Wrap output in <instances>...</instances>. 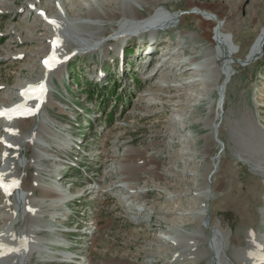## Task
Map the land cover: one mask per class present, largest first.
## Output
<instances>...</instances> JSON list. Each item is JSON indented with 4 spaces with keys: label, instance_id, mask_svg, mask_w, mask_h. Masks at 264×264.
I'll return each instance as SVG.
<instances>
[{
    "label": "rangeland",
    "instance_id": "374dc122",
    "mask_svg": "<svg viewBox=\"0 0 264 264\" xmlns=\"http://www.w3.org/2000/svg\"><path fill=\"white\" fill-rule=\"evenodd\" d=\"M112 1L0 0V110L15 102L33 107L36 100L26 99L22 89L47 83L37 112L14 104V117L0 115V181L16 182L12 195L0 189L1 238L32 231L40 239L42 251L22 264H63L45 261L54 240L70 250L64 264H264L252 262L250 253L258 241L264 246V152L256 156L258 164L246 156L264 143L248 120L256 118L264 128V44L253 62L239 60L264 25V0ZM120 3L132 17L134 10L143 18L164 11L176 21L136 35L126 29L133 21L126 16L83 14L95 9L106 15ZM126 4L133 8L126 12ZM194 12L212 19L215 45L202 37ZM53 17L59 22L49 24ZM37 26L52 27L61 42L51 43ZM155 36L152 49L142 45ZM49 42L59 58L51 71L38 51ZM124 48L129 64L123 77L115 58ZM150 49L160 58L150 62L160 68L155 74L149 66L142 70L144 50ZM223 66L233 76L220 111L215 89H221ZM214 110L218 122L210 128ZM88 113H94L93 122ZM79 145L82 155L59 180L56 169L68 166L52 165L53 158ZM24 179L59 195L55 201L34 195ZM65 190L74 201L56 202ZM5 258L0 264H10Z\"/></svg>",
    "mask_w": 264,
    "mask_h": 264
},
{
    "label": "bare ground",
    "instance_id": "6f19581e",
    "mask_svg": "<svg viewBox=\"0 0 264 264\" xmlns=\"http://www.w3.org/2000/svg\"><path fill=\"white\" fill-rule=\"evenodd\" d=\"M143 1V0H142ZM144 1H150V0H144ZM152 1H154V0H152ZM159 1V0H158ZM162 1V0H161ZM161 1H159L158 3L159 4H164V3H162ZM114 1H112V0H108V4H112ZM157 2V1H156ZM155 2V3H156ZM92 4V3H91ZM114 5V4H113ZM132 5V4H131ZM131 5H127L126 4V8H125V10H126V12L127 11H129V10H127V9H130V8H133V5H132V7H131ZM155 5V4H154ZM193 5H197L198 6V8L200 9V10H202V12H204V10L205 11H207V13L210 11L209 9V7L208 6H206L205 4H200V3H196V4H193ZM106 6V5H105ZM121 6H122V4L120 3L119 5H117V6H115V7H110L111 8V10L110 11H107L106 12V15H104V14H101L100 13V11H98V10H95V9H93V11H91V12H89V14H87V13H83L84 14V16H91V17H100V18H104L105 19V17H106V19H110V18H121L122 16H126V18H130V19H135V18H137V19H140V17L142 16L141 15V13H139L137 10H134V14H135V16L134 17H132L131 16V14H125V13H123V8H121ZM212 6V5H211ZM107 7H108V5H107ZM123 7V6H122ZM214 7V6H213ZM32 8V7H31ZM45 9L46 10H48V8H46L45 7ZM36 10H38V9H36ZM35 9H29V11H31V12H34L37 16H41V14L38 12V11H36ZM76 13V12H75ZM160 13V12H159ZM75 16V15H74ZM193 16H195V17H197L198 19H199V25L201 26V28H203L204 29V33H202L201 35H202V37L203 38H205V39H208V41H209V43H210V45L212 44V45H215V40H214V38H212V36L209 34V26L211 25V21H212V19H210V18H207V17H204L203 16V14L202 13H199V12H194L193 13ZM80 17V16H79ZM147 17V16H146ZM182 17V18H181ZM180 18H181V21H184L185 19V17H184V15H181L180 16ZM143 19V18H142ZM46 21L49 23V24H52V22L51 21H55V22H59V19L57 20V17H53V18H51L50 20H47L46 19ZM51 23H50V22ZM146 21H149V23H156V22H158L159 20H158V18L156 17V16H152L151 18H147L146 19ZM176 21V20H175ZM175 21H173V22H175ZM169 23H172V21H170ZM56 24V23H55ZM173 25V24H172ZM39 26V25H38ZM38 26H37V28H38ZM48 26V25H47ZM51 28V29H50ZM219 30H221L222 31V28L220 27V28H218ZM263 29H264V25L262 26V28H261V30L259 31V33L257 34V36H256V38H255V40L253 41L254 42V44H253V46H250V53H249V55H248V51H246V53H245V55H243L244 57H241V58H239V60H241V61H251V62H253L254 60H256V56L259 54L258 53V50H259V47L261 48L262 47V49H263V44H264V31H263ZM37 31H40V32H42L43 34L42 35H47V36H50V42L51 43H54L55 41H58V42H61V35H59V34H57V33H54L53 32V30H52V27H49L48 28V30L47 29H42V28H38V30ZM209 35H210V37H209ZM162 39V38H161ZM160 39V40H161ZM15 41L17 42V44H19L20 42V40L19 39H17V37H15ZM35 41H36V39H35ZM156 41H157V38H156ZM50 42L46 45V46H44V48H41V49H39L38 51H44L43 53H42V55H39V57H41V60H43V63H44V65L47 67V68H51V67H53L54 66V64H55V66H54V69H56V67L58 66V62H59V58H58V54H56L55 52H52V50H51V45H50ZM68 47H70V45L68 46ZM151 49H152V47H150ZM50 49V50H49ZM150 49V50H151ZM214 49V48H213ZM69 53V52H68ZM231 53V52H230ZM74 54V53H73ZM72 54V55H73ZM233 54H235V52L233 53ZM233 54H232V56H233ZM71 55V56H72ZM232 56H231V58H232ZM53 57H55L56 59H55V61H53ZM200 57V56H199ZM197 58V57H196ZM230 58V59H231ZM236 59V58H235ZM45 61H49V63L52 65L51 67H49L46 63H45ZM57 61V62H56ZM236 61V60H235ZM151 62V61H150ZM237 62V61H236ZM178 63H180V64H182L181 66H182V68H184L183 66L184 65H186V63L184 62V60H182V56L179 58V60H178ZM187 63H188V61H187ZM231 65L233 64L234 65V63H233V61L230 63ZM233 65H232V67H233ZM179 66V65H178ZM194 66V65H193ZM227 66H228V64H227ZM158 67V66H157ZM162 67V66H161ZM165 67V66H164ZM224 67V66H223ZM163 68V67H162ZM194 68V67H193ZM160 70V68H158V70L157 71H159ZM205 70V69H204ZM224 70V71H223ZM167 74H169V76H171L172 74H174L173 72H167ZM173 76V75H172ZM232 76H233V74H232V72H231V69L230 68H228V67H224L223 69H222V71H220V76H219V83L217 84L218 86H222L223 85V83L224 82H227L228 83V81H231L232 80ZM36 82V81H35ZM34 83V82H33ZM44 84H47L46 83V80H45V82H43V79H42V81L41 82H36L35 83V85H32L31 84V86H38V85H44ZM30 85L27 87V88H24V89H22V94L28 99H31V98H37L36 100H41V97H40V94H39V92L37 91L36 93H32V92H30L29 91V89H30V87H31ZM226 86V87H225ZM45 88H46V86H45ZM225 88V89H224ZM228 87H227V85H224V86H222L221 87V89H219V88H216L215 89V92H217V94H218V96H217V99H220L221 97L223 98V101H220V102H222L220 105H219V110L221 109H225V102H226V99H227V92H228ZM39 97V98H38ZM28 99V100H29ZM44 102V101H43ZM43 104V103H42ZM217 104V103H216ZM14 108V107H13ZM11 109V107H8V108H5V107H3V109H1L0 111H4V110H11V116H14V114H16V112L15 113H13L12 111H15L14 109ZM17 107H15V109H16ZM29 109H31V110H35L36 111V105H34L33 107H28ZM232 109V108H231ZM18 110V109H17ZM220 110V111H221ZM237 110V109H236ZM34 112V111H33ZM246 116V115H245ZM241 117V116H240ZM22 118H24V116L22 117ZM239 118V117H238ZM242 118H243V116H242ZM248 120L249 121H252L251 123H252V125L254 124V126L256 125V127H253V126H250V127H253L254 129H253V131L251 132V133H253V134H255V136H260V138H263L264 139V128L263 129H259V122L257 121V119L256 118H253V117H248ZM21 122H24V127L26 128V124L27 123H25V122H27V121H25V120H22ZM218 121H217V119H216V114H215V110L212 112V118H211V123H210V125H211V127H210V125H209V127L210 128H212V124L213 123H217ZM243 122V121H242ZM234 123V122H233ZM233 123H232V125H233ZM234 125H235V123H234ZM236 126V125H235ZM221 128H223V127H220V129H218V132L220 133V131H221ZM235 128V127H234ZM187 129V128H186ZM237 129V128H236ZM235 129V130H236ZM212 130H215V129H212ZM243 132H245V131H243ZM212 133L214 134V132L212 131ZM241 133V132H240ZM240 135V134H239ZM243 135V134H242ZM212 136V135H211ZM250 137H252L251 135H250ZM255 138V137H254ZM253 138V139H254ZM259 138V139H260ZM211 139H212V142L214 141V139H213V137H211ZM246 139H248V138H246ZM250 142V141H249ZM248 142V143H249ZM253 142V141H252ZM252 142H250V143H252ZM256 142V141H255ZM264 142V141H263ZM247 144L246 146H245V149H250L251 148V146H248V145H252V144ZM211 144V143H210ZM255 144V143H254ZM260 144H261V142H260ZM210 146V145H209ZM256 147V146H255ZM249 151V150H248ZM260 152H264V143L263 144H261V146H258L257 148H255L254 149V156L253 155H251V154H246V156L247 155H249V156H247V157H249V160H248V163L249 162H255L256 164H258L260 161H258V158L256 157L257 155H258V153H260ZM264 154V153H263ZM133 155V154H132ZM127 156V155H126ZM129 156H131V155H129ZM130 158H132V160L133 159H135L136 157L134 156V157H130ZM141 158H143L142 156L138 159V160H140ZM127 159V157L125 158V160ZM144 159V158H143ZM156 159V158H155ZM136 160H137V158H136ZM210 160V159H209ZM263 160V159H262ZM146 161H148V160H146ZM150 161V160H149ZM153 161V160H152ZM142 162H144V161H142ZM212 162V161H211ZM227 162V161H226ZM124 162L122 161L121 162V164H123ZM150 163V162H149ZM149 163H147V166L149 165ZM264 163V162H263ZM127 165V164H126ZM137 165V164H136ZM151 165V164H150ZM149 165V166H150ZM136 167H139V166H136ZM145 167V166H144ZM158 168V166H156V169ZM262 168V167H261ZM149 169V168H148ZM264 169V168H263ZM258 170V169H257ZM258 171H262L261 169L260 170H258ZM124 172V171H123ZM122 172V173H123ZM158 172V171H157ZM159 173V172H158ZM261 173H263V172H261ZM264 174V173H263ZM24 178H26V177H24ZM24 181V183L26 184V185H29V187H31L32 188V190H33V194L34 195H37L38 193L40 194V195H42V196H51V197H57L58 195H59V193L58 192H56V191H53V190H46L45 188H42V189H40L38 186H35V185H32L30 182H28L27 183V180H23ZM10 187V186H9ZM70 202L71 201H74L73 199H70L69 200ZM46 203V202H45ZM49 206V205H48ZM9 210V209H8ZM12 213V212H11ZM44 213V212H43ZM96 223V222H95ZM29 234L30 235H27V237L30 239V249H29V252H28V256L30 257L32 254H35L36 252H40V251H42V249L43 248H41V246H40V244H41V241H40V239L39 238H37L35 235H33V232L31 231V233L29 232ZM68 234H70V233H68ZM4 237V236H3ZM1 238V239H6V238ZM239 237V236H238ZM237 237V239H236V241L237 242H241V240H239V238ZM172 238V237H171ZM176 241V240H175ZM180 241V240H179ZM235 241V240H234ZM166 242H170V239H168V238H166ZM171 243V242H170ZM8 244H12L13 246H15L14 245V243H12L11 241H8ZM56 244V243H55ZM61 246V244L60 245H57V248L58 249H60L59 247ZM255 247H253L252 246V250L254 251V253L255 252H258L257 254H261L262 252H261V250L260 249H258V247H256V245H254ZM70 248V247H69ZM251 249V248H250ZM68 251H69V249H68ZM253 251H250V253L251 252H253ZM261 252V253H260ZM0 253H1V249H0ZM67 256V255H66ZM5 258L4 260H11V256H2V257H0V259L1 258ZM65 257V256H64ZM67 257H69V256H67ZM70 259H71V257H70ZM6 262V261H5ZM14 262H16V261H13V264H14ZM190 263V262H189ZM5 264H7V263H5Z\"/></svg>",
    "mask_w": 264,
    "mask_h": 264
},
{
    "label": "snow or ice",
    "instance_id": "6c2138e0",
    "mask_svg": "<svg viewBox=\"0 0 264 264\" xmlns=\"http://www.w3.org/2000/svg\"><path fill=\"white\" fill-rule=\"evenodd\" d=\"M52 23L55 24L56 22H55V21H52ZM57 26H58V25H57ZM55 59H56V58L53 57V61H55ZM45 63H46L49 67L52 66V65L49 63V61H45ZM29 91L32 92V93H36V92L38 91L39 94H40V97H42L43 94H44V92L46 91V89L44 88L43 85H38V86H31L30 89H29ZM38 98H39V97H38ZM19 107L22 108V107H24V106L21 105V106H19ZM26 111H27L28 114H31V113H32V110H31V109H27ZM0 115H8V113H7V112H0ZM9 118H11V117L9 116ZM13 183L15 184V182H13ZM0 187H4L5 190L8 191L9 194H10V189H9V186H8V185L3 184V183H0Z\"/></svg>",
    "mask_w": 264,
    "mask_h": 264
},
{
    "label": "water",
    "instance_id": "95a60500",
    "mask_svg": "<svg viewBox=\"0 0 264 264\" xmlns=\"http://www.w3.org/2000/svg\"><path fill=\"white\" fill-rule=\"evenodd\" d=\"M224 85H226V82H224L222 86H224ZM222 86H221V87H222ZM221 101H223V100H222V97H221ZM216 132H217V131H216Z\"/></svg>",
    "mask_w": 264,
    "mask_h": 264
}]
</instances>
